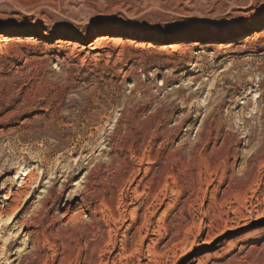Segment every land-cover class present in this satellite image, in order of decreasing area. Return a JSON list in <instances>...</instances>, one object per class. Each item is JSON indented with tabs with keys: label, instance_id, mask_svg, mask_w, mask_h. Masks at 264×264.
Listing matches in <instances>:
<instances>
[{
	"label": "rangeland",
	"instance_id": "rangeland-1",
	"mask_svg": "<svg viewBox=\"0 0 264 264\" xmlns=\"http://www.w3.org/2000/svg\"><path fill=\"white\" fill-rule=\"evenodd\" d=\"M235 1L0 0V264H264V0Z\"/></svg>",
	"mask_w": 264,
	"mask_h": 264
},
{
	"label": "bare ground",
	"instance_id": "bare-ground-1",
	"mask_svg": "<svg viewBox=\"0 0 264 264\" xmlns=\"http://www.w3.org/2000/svg\"><path fill=\"white\" fill-rule=\"evenodd\" d=\"M238 1V0H236ZM235 1V2H236ZM259 0H250L249 2H246L244 4H241L240 6H238V11L239 12H243L245 11L247 8H250V7H253L254 5H256V3L258 2ZM234 1L232 2H228L229 5H231V3L233 4ZM238 12V13H239ZM231 17V14H226L225 16H219V15H213L211 16V18L208 20V22H206L205 24L203 25H200V27H198L195 31L198 32V31H202V30H206L208 29L209 31L213 32V31H216L218 29V27H221L222 25L226 24L228 21H229V18ZM165 32H170L172 31L171 28H165L164 30ZM126 33V32H124ZM33 173L29 172V171H26L25 174H24V177L23 175H19L18 173L15 175L14 177V181H21L19 185V188L17 189V191L13 194L14 195V198H19L20 195H23L25 194V203L29 202L31 200V195H32V192H25L24 190L29 188L30 187V184H32L31 182L33 181ZM35 180L32 184V189L35 190L37 187H38V182ZM29 189V190H30ZM14 199V201H15ZM21 208H14V210H12V208L10 209V213L8 214L7 216V219H6V222L10 223V221L17 215H19V213L21 212ZM239 212V211H238ZM243 217V215H241V218ZM245 217V216H244ZM29 227V224L27 223V220L26 219H22L19 224H18V229L20 231L22 230H26L27 228Z\"/></svg>",
	"mask_w": 264,
	"mask_h": 264
}]
</instances>
